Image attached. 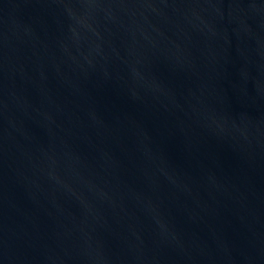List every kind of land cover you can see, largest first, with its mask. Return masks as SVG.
Instances as JSON below:
<instances>
[{"label":"water","instance_id":"water-1","mask_svg":"<svg viewBox=\"0 0 264 264\" xmlns=\"http://www.w3.org/2000/svg\"><path fill=\"white\" fill-rule=\"evenodd\" d=\"M0 264H264V0H0Z\"/></svg>","mask_w":264,"mask_h":264}]
</instances>
